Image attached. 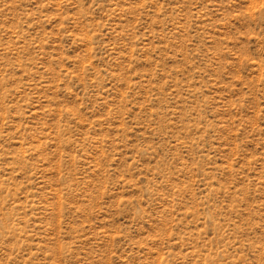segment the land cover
Listing matches in <instances>:
<instances>
[{
  "label": "rangeland",
  "instance_id": "rangeland-1",
  "mask_svg": "<svg viewBox=\"0 0 264 264\" xmlns=\"http://www.w3.org/2000/svg\"><path fill=\"white\" fill-rule=\"evenodd\" d=\"M0 264H264V0H0Z\"/></svg>",
  "mask_w": 264,
  "mask_h": 264
}]
</instances>
